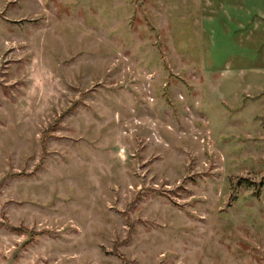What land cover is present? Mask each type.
<instances>
[{"label":"rangeland","instance_id":"374dc122","mask_svg":"<svg viewBox=\"0 0 264 264\" xmlns=\"http://www.w3.org/2000/svg\"><path fill=\"white\" fill-rule=\"evenodd\" d=\"M0 264H264V0H0Z\"/></svg>","mask_w":264,"mask_h":264}]
</instances>
